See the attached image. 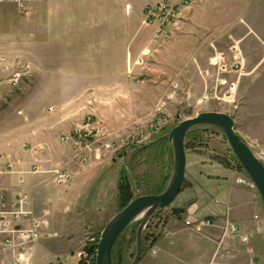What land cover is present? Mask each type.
<instances>
[{"label": "crops", "instance_id": "1", "mask_svg": "<svg viewBox=\"0 0 264 264\" xmlns=\"http://www.w3.org/2000/svg\"><path fill=\"white\" fill-rule=\"evenodd\" d=\"M153 1L148 0V4ZM220 1H226L230 17H235L229 24L230 30L237 29L232 35L236 37L232 44L250 42L252 45L260 40L264 60V15L259 20L249 17L238 20L237 15H243L244 7L252 1ZM200 2L203 0H190L174 20L184 13L189 14L192 8H195L193 18L197 19L202 8ZM9 6L19 13L14 5L2 4L0 19L3 10ZM141 20L144 19L141 17ZM208 23L213 28L222 24L216 19H210ZM21 25L22 44L29 56L53 59L44 73L53 76L54 81L47 82L52 84L48 89L62 92L60 106H83L94 99V105L105 106V58L125 60L140 55L152 44V37L160 27L158 22H148L147 31L142 32L143 25L137 21L110 34L108 29L105 30V3L78 0L38 1L27 15H22ZM240 30L242 34H237ZM216 31L218 34L220 30ZM215 38L212 34V39ZM168 54L179 59L182 64L179 69L184 68L188 52L183 50L175 56L173 52ZM123 72L119 74L123 75ZM89 91H94L93 96ZM71 114L74 113L65 118L74 121ZM76 126H70L67 133H59V137L36 133L34 149L19 147L15 150L8 146L0 149V198L11 206L19 192H26L35 216L48 223L49 231L58 233L57 237L46 236L38 242L31 254V264H48L55 256L76 264V261L72 262V254L80 249L83 238L89 233L99 234L121 209V164L112 155L87 165L76 163L78 151L73 140L67 139ZM3 134L7 133H0V139ZM134 145L130 147L135 150ZM117 147L113 146V149ZM107 150L110 149L105 152ZM125 156L126 153L122 161ZM57 165L70 172L68 184L60 186L51 180L49 171ZM248 180L243 171L221 157L215 159L209 152L187 151L185 186L171 207L163 211H166L164 218L161 212L153 225L145 229L144 235L149 234L156 240L143 245L146 250L139 264H251L253 260L264 264V202L252 181L249 180V184ZM183 208L184 212H175ZM203 217L215 219L217 226L197 230L185 224L187 218ZM228 223L250 235L249 240L244 241L239 235L224 236V227ZM12 254L18 256L17 251L3 255L0 250V259Z\"/></svg>", "mask_w": 264, "mask_h": 264}, {"label": "rangeland", "instance_id": "2", "mask_svg": "<svg viewBox=\"0 0 264 264\" xmlns=\"http://www.w3.org/2000/svg\"><path fill=\"white\" fill-rule=\"evenodd\" d=\"M78 1L105 3V30L108 29L110 34L137 21L143 25L142 32L147 31L149 26L145 21V9L154 2L148 4V0ZM219 1L200 2L202 8L197 19L193 18L195 8H192L189 14L184 13L179 19L171 21L162 33L154 34L152 44L146 47L148 51L145 48L140 55L125 60L105 58V106L94 105L92 102L96 99L83 106H60L58 102L62 92L48 89V85L52 84L47 82L54 80L51 74L44 73L45 67L49 66L53 59L29 56L27 48L22 44V15L12 6L4 9L0 19V133L7 134H3L0 139V149H34L36 133H51L47 137L57 134L56 137H59V133L69 132L70 126L73 128L87 121L102 119L105 129L102 143L93 151L92 156L90 154L87 163L81 162L77 156L76 163L87 165L93 160L102 161L105 156L112 155L122 166L121 176L124 170L129 169L132 177L140 184L139 192L148 194L162 178L168 177L169 182L173 168L172 148L164 143L162 146L140 152L130 146L136 144L138 138L151 139L164 135L181 120L203 111H219L234 118L237 132L251 144L257 156L264 161L262 43L260 40L252 45L250 42H239L241 58L238 59L244 62V75L230 71L223 73L211 64L208 66V59L215 50L226 52V59L230 64L231 47L236 38L232 35L237 29L232 31L229 28L231 20L235 17H230V8L229 5L226 6V1ZM251 1L244 7L243 15H237L238 20H246L248 17L255 20L262 18L264 0ZM211 8H214V11ZM141 17L144 20H141ZM210 19H216L222 24L213 28L208 23ZM216 29L220 30L218 34ZM241 30L237 34H242ZM212 34L216 35L215 39H212ZM183 50L188 52L189 56L184 68L179 69L182 65L179 64V59L169 57L168 53L173 52L175 56ZM123 70L124 74H119ZM16 75L21 78L17 85H13L12 79ZM213 82H224L219 86L217 98L208 95ZM231 82H236L237 85L233 101L225 97V84L229 85ZM89 92L93 96L94 91ZM71 112L74 113L71 114L74 115V121L69 117L65 118ZM190 133L186 139L189 153L209 152L215 159L221 157L248 176L244 169L238 166L241 164L220 129L204 125ZM113 146L119 147L113 149ZM105 149L110 150L105 152ZM124 153L127 156L122 161ZM132 177V191L136 196ZM248 179L251 180L249 176ZM252 186L255 187L254 184ZM163 213L162 219L166 211ZM154 219L150 226L153 225ZM131 232L130 228L128 235ZM135 251L136 242H133L129 249V263ZM75 261L76 258L73 257L72 262Z\"/></svg>", "mask_w": 264, "mask_h": 264}, {"label": "built area", "instance_id": "3", "mask_svg": "<svg viewBox=\"0 0 264 264\" xmlns=\"http://www.w3.org/2000/svg\"><path fill=\"white\" fill-rule=\"evenodd\" d=\"M38 1L43 0H0V5L6 3L12 4L18 9L21 15H27L30 11V7ZM189 2L190 0H179L178 3L172 4L168 0H154V2L149 4L145 9L146 19L150 23L158 22L160 24L158 33H162L165 27L175 19L178 11ZM231 51L232 59L230 64H228L226 52L215 50L210 59L211 65L217 67L223 73L230 71V73L236 72L239 75H244V62L238 59L241 53L239 42L231 47ZM20 78V75H16L12 79V84L17 85ZM230 84H225L227 88L225 97H227L229 101H233L237 85L236 82H231ZM220 85L222 84L216 83L212 86L208 95L217 98ZM209 96H207V98ZM104 130L103 122L96 120L93 122L87 121L78 125L73 132L67 136V139L73 140L78 151L77 157L81 162L87 163L90 159V153L102 143L101 141L105 134ZM148 139L150 138H138L136 144L145 142ZM37 169L38 166H36L35 170ZM49 173L51 175V180L56 185H66L71 180L70 172L61 166L53 167ZM185 224L197 230L217 226L215 219L211 217L199 219L187 218ZM48 229V223L38 219L33 213L26 192H19L16 200L11 206H9L3 198H0V250L3 255L11 253L12 251L18 252V256L12 254L9 258L0 259V264H31V254L38 242L46 236H58L57 232L49 231ZM224 231V236L227 234L239 235L244 241L249 240L250 235L241 233L238 226L233 223H228L224 227ZM99 238L100 233H89L83 238L80 249L72 254V256L76 258V264H95ZM48 264L71 263L65 257L55 256ZM251 264L261 263L253 260Z\"/></svg>", "mask_w": 264, "mask_h": 264}, {"label": "water", "instance_id": "4", "mask_svg": "<svg viewBox=\"0 0 264 264\" xmlns=\"http://www.w3.org/2000/svg\"><path fill=\"white\" fill-rule=\"evenodd\" d=\"M213 126L220 129L244 171L252 180L264 202V162L251 146L237 132L234 118L225 112L203 111L193 117L181 120L161 138H168L172 148V175L163 192L141 194L137 189L136 197L119 210L100 232L95 264H114L113 252L118 240L133 225L136 229V251L129 264H139L143 253L144 231L161 211L171 207L180 195L186 177L188 134L199 126ZM153 142L145 141L134 145L143 147Z\"/></svg>", "mask_w": 264, "mask_h": 264}, {"label": "trees", "instance_id": "5", "mask_svg": "<svg viewBox=\"0 0 264 264\" xmlns=\"http://www.w3.org/2000/svg\"><path fill=\"white\" fill-rule=\"evenodd\" d=\"M190 134L191 133L188 134L187 138L189 137ZM162 136L163 135L157 136L156 138L153 139V142H151L150 144H148L146 146L135 147V150L142 152V151H146L149 148H153V147L156 148L159 145L162 146V144H164V143H165V145H168V147H170L168 138L167 137L166 138H161ZM238 166L240 168L242 167L240 165H238ZM131 177H132V175L130 174L129 169H126V171L125 170L123 171L122 177H121L122 184L119 187V190H120V207H121V209L124 208L125 206H127L134 199V197H136V196L133 195ZM132 179H133L135 190L140 189V184L137 181V179H134L133 177H132ZM167 180H168V177L167 178H162L160 181L157 182V185L153 189V191L149 192V193L159 194V193L163 192V190L165 189V187L167 185V182H168ZM184 211H185L184 208L175 210V212H184ZM137 226H138V224L137 225H133L132 227H130L131 230H132L130 235H128L129 230H130V228H129L126 231V233L118 240V242L116 244V247L114 249V252H113L114 264H129V262H128L129 249L131 248L133 242H136V229H137ZM155 240H156L155 237L152 238L149 234H145L144 235L143 245H145L149 241L154 243ZM145 250H146L145 246H143L142 255L145 253ZM132 254L134 255V253H132Z\"/></svg>", "mask_w": 264, "mask_h": 264}]
</instances>
